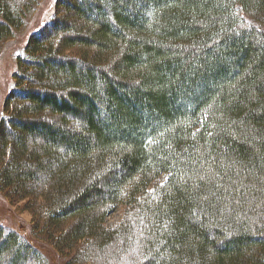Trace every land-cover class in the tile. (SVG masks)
Wrapping results in <instances>:
<instances>
[{
  "label": "trees",
  "instance_id": "obj_1",
  "mask_svg": "<svg viewBox=\"0 0 264 264\" xmlns=\"http://www.w3.org/2000/svg\"><path fill=\"white\" fill-rule=\"evenodd\" d=\"M36 2L0 0V39ZM56 8L0 122L34 241L0 222V264H264V0Z\"/></svg>",
  "mask_w": 264,
  "mask_h": 264
},
{
  "label": "rangeland",
  "instance_id": "obj_2",
  "mask_svg": "<svg viewBox=\"0 0 264 264\" xmlns=\"http://www.w3.org/2000/svg\"><path fill=\"white\" fill-rule=\"evenodd\" d=\"M58 0H38L24 15L22 26L15 30L12 36L0 39V122L5 116V105L8 97L15 89V73L17 72V60L21 55L25 45L30 37L41 31L48 23L58 14L56 8ZM166 177L160 181L163 182ZM125 217V212L121 208L113 213L108 223L111 227H115ZM32 215L30 208L26 202L18 200H9L4 193H0V222L15 229L26 237L30 238V242L34 241L30 237V229L32 228ZM52 264H67L72 256H68L60 260L59 257L50 250L46 249Z\"/></svg>",
  "mask_w": 264,
  "mask_h": 264
}]
</instances>
